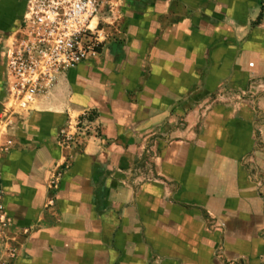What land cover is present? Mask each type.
I'll list each match as a JSON object with an SVG mask.
<instances>
[{
	"label": "crops",
	"instance_id": "0c3cea01",
	"mask_svg": "<svg viewBox=\"0 0 264 264\" xmlns=\"http://www.w3.org/2000/svg\"><path fill=\"white\" fill-rule=\"evenodd\" d=\"M119 1L99 55L3 138L11 264H264V0ZM26 2L0 0V110Z\"/></svg>",
	"mask_w": 264,
	"mask_h": 264
},
{
	"label": "built area",
	"instance_id": "2783aa9c",
	"mask_svg": "<svg viewBox=\"0 0 264 264\" xmlns=\"http://www.w3.org/2000/svg\"><path fill=\"white\" fill-rule=\"evenodd\" d=\"M121 18L119 0H27L4 44L1 153L11 146L3 138L8 137L13 120L34 111L38 99L48 95L59 76L97 57L117 33ZM67 126L57 134L63 143L76 140L81 133L79 120L68 117ZM56 177L50 183L51 190ZM51 203L49 200L47 206ZM9 222L0 201V264H11L16 257L11 245L14 239L5 233ZM26 234V229L21 230L22 236Z\"/></svg>",
	"mask_w": 264,
	"mask_h": 264
},
{
	"label": "trees",
	"instance_id": "16d2710c",
	"mask_svg": "<svg viewBox=\"0 0 264 264\" xmlns=\"http://www.w3.org/2000/svg\"><path fill=\"white\" fill-rule=\"evenodd\" d=\"M260 18V17H259ZM258 22V21H257ZM94 117H95V114H94V112H89V113H84L83 115H82V117L80 118V120L81 119H84V120H86L87 122H91L93 119H94ZM79 120V121H80ZM80 123V122H79Z\"/></svg>",
	"mask_w": 264,
	"mask_h": 264
},
{
	"label": "rangeland",
	"instance_id": "374dc122",
	"mask_svg": "<svg viewBox=\"0 0 264 264\" xmlns=\"http://www.w3.org/2000/svg\"><path fill=\"white\" fill-rule=\"evenodd\" d=\"M20 2H21V0H17V4L20 3ZM84 125H85V123H84ZM84 125H83V126H84ZM82 129H83V128H82ZM57 138L60 139V138H59V135H57Z\"/></svg>",
	"mask_w": 264,
	"mask_h": 264
}]
</instances>
